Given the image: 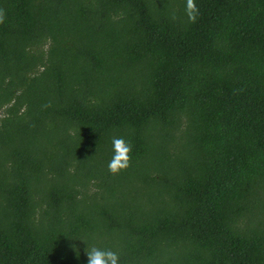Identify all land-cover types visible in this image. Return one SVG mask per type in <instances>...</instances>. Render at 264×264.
<instances>
[{
	"label": "trees",
	"instance_id": "1",
	"mask_svg": "<svg viewBox=\"0 0 264 264\" xmlns=\"http://www.w3.org/2000/svg\"><path fill=\"white\" fill-rule=\"evenodd\" d=\"M195 3L0 0V264H264V0Z\"/></svg>",
	"mask_w": 264,
	"mask_h": 264
},
{
	"label": "clouds",
	"instance_id": "2",
	"mask_svg": "<svg viewBox=\"0 0 264 264\" xmlns=\"http://www.w3.org/2000/svg\"><path fill=\"white\" fill-rule=\"evenodd\" d=\"M199 8L195 0H185V14L190 23H196L199 17ZM4 14L0 10V23L4 22ZM175 18V17H173ZM113 156L108 164V169L112 174H118L130 166L132 145L123 138H113ZM87 264H120V256L111 249H101L92 247L86 251Z\"/></svg>",
	"mask_w": 264,
	"mask_h": 264
}]
</instances>
